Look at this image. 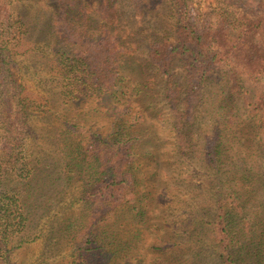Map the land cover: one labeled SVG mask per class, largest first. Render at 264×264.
Wrapping results in <instances>:
<instances>
[{
	"label": "trees",
	"instance_id": "trees-1",
	"mask_svg": "<svg viewBox=\"0 0 264 264\" xmlns=\"http://www.w3.org/2000/svg\"><path fill=\"white\" fill-rule=\"evenodd\" d=\"M55 1V14L63 29L55 33L51 48L60 66L56 84L61 87L62 101L66 96L69 100L80 93H89L99 97L110 95L116 98L119 105H124L119 119L114 121L112 131L105 136L93 135L89 144L92 163L95 164L94 169L88 170L83 177L82 189L77 198L82 202L79 214L63 216V232L70 234L73 244L71 253L78 257L86 255L87 259L92 257L85 264H142L145 254L140 250L150 248L155 254H152L154 258L149 264H206L208 257L204 251L203 237L209 233L212 236L210 257L214 264H264V192L261 190L258 193L259 190L254 186L243 190L234 185L241 178L246 182L256 178L259 188H264V171L257 172L245 157H238L230 172L222 169L227 156L222 133L225 117L224 120H217L222 122L220 126L204 135L201 145L210 177L216 181L210 201L200 209L204 216L195 210L188 212L183 219L178 220L183 225L182 229L170 227L168 219L162 218L156 237L143 243L144 240L140 238L141 228H144L142 224L149 223L150 219L147 218L145 205L138 197L130 200L129 194L137 193L135 150L142 139L148 136L140 135L139 131L144 124L149 123L146 113L153 111V108L146 111L139 104H143L145 98L150 96L149 88L143 79L129 77L123 72L132 70L129 65L131 56L122 58L120 50L106 36L105 30H100V34L95 37L91 36L92 9L87 3L94 0ZM95 1L100 6L101 21L108 24L113 23L121 3L131 9L134 17L141 15L148 3L147 0ZM170 2L178 12L174 24L175 36L171 38L168 33L160 37L153 36L145 47L143 66H156L169 74L175 61L180 60L187 71L188 90L184 94L187 104L196 100L204 78L216 72L220 64L226 63L229 58L248 67L258 66L263 59L264 53L260 47L252 40H247L248 33L257 31L263 25V20L247 21L237 34L232 35L227 23L220 17L213 26L204 24L201 27L197 22L198 14L193 13L187 0ZM8 35H12L14 42L25 38L28 35L27 23L22 18H14L6 2L0 0V249L10 235L18 236V241L12 246H19L39 236L26 235L29 228L27 203L29 196L34 195V181L38 174L32 173L28 155L24 152L23 129L14 122L19 118L25 128L27 108L35 105L37 110L41 104L19 93L22 84L15 80L9 65L10 55H6L11 42ZM228 76L230 84H233L231 91L235 93L237 70L231 69ZM128 82L131 92H128ZM168 85L164 95L171 112L177 117L172 124L177 144L181 150L194 147L195 142L189 133L192 123L180 119L182 110L176 106L175 99L181 86L174 80H170ZM249 104L253 110H259L264 101H251ZM189 105L185 108L186 112L191 110ZM216 108L217 115L225 116L224 105L217 104ZM14 116L17 117L12 118ZM149 124V128H153ZM69 127L70 130L74 129L71 124ZM148 131L151 132V129ZM77 147L81 149L80 144ZM83 150L86 153V149ZM65 154L70 156L69 151ZM56 161H60V158ZM70 162V159L66 162L63 158L66 173H73ZM122 165L126 166L124 170L117 172V168ZM239 171L242 174L236 178L235 174L239 175ZM42 179L43 182L52 180L51 177L46 180L44 176ZM5 180L13 183L8 184ZM226 182L229 184L224 186ZM175 186L182 189L180 185ZM174 216L178 217L172 214V218ZM89 219H93L91 226H88ZM125 221L127 224L132 223L130 228L125 227ZM95 224L99 225L98 230H92Z\"/></svg>",
	"mask_w": 264,
	"mask_h": 264
},
{
	"label": "rangeland",
	"instance_id": "rangeland-1",
	"mask_svg": "<svg viewBox=\"0 0 264 264\" xmlns=\"http://www.w3.org/2000/svg\"><path fill=\"white\" fill-rule=\"evenodd\" d=\"M1 1L6 2L14 18H22L27 23L28 35L25 38L14 42L12 35L7 36L11 42L6 55H10L9 65L15 80L22 84L20 95L33 99L41 106H37V110L35 105L27 108L25 128L19 118L14 122L23 129L24 152L28 155L32 173L38 174L34 181V195L29 196L27 203L29 228L26 235L39 236L19 246H12L18 241V236L10 235L0 249V264H85L92 257L87 259L86 255L78 257L71 253L73 244L70 234L63 232V216L79 214L82 202L77 198L82 189L83 177L88 170L94 169L95 164L92 163L89 144L93 135L105 136L112 131L114 121L119 119L124 105H119L116 98L110 95L99 97L89 93H80L78 97L69 100L66 96L62 101L61 87L56 84L57 69L60 66L51 48L55 33L63 29L55 14L57 1ZM147 1L146 9L137 17L121 3L112 24L101 21L100 6L95 0L87 3L92 9L91 36L95 37L100 34V30H105L106 36L120 50L121 57L131 56L129 65L132 70L126 69L123 72L129 77L143 79L150 92L145 100L139 99L145 101L139 104L146 111L153 108V111L146 113L147 121L153 128H149V123L140 128L139 134L148 136L142 139L135 150L137 193L129 194L130 200L138 197L145 205L147 218L150 219L141 228L140 238L144 244L156 237L162 218L168 219L170 227L182 229L183 225L178 220L183 219L188 212L195 210L204 216L200 209L210 201L216 189V181L210 177L201 145L204 135L222 124L217 120H224L225 117L223 122L226 123L222 133L227 156L222 169L230 172L238 157H245L257 172L264 171V105L259 110H253L249 104L251 101H264V57L255 67H248L229 58L226 63L220 64L216 72L204 78L199 85L196 100L189 105L184 97L188 90L187 71L180 60L175 61L169 74L156 66H143L147 43L153 36L160 37L165 33L174 37V24L178 16L170 0ZM187 3L193 13L198 14L197 22L201 27L204 24L213 26L220 17L227 23L232 35L237 34L238 29L247 21H264V0H187ZM248 37L247 40L256 43L264 53V23L257 31L248 33ZM231 69L237 70L235 93L231 91L233 84H230L228 78ZM170 80L177 81L181 86L175 97L176 106L182 110L183 116L180 119L192 123L189 133L195 142L193 149L189 147L181 150L177 144V135L172 131V124L177 117L171 112L164 95ZM126 84L128 92H131V85L129 82ZM217 104L225 106V116L217 115ZM188 105L191 107L190 112L185 111ZM70 124L74 129L70 130ZM79 144L81 149L77 147ZM67 151L70 156L65 154ZM58 158L60 161H56ZM63 158L66 162L71 160L73 173L65 172ZM125 167L119 166L117 172H122ZM237 173L239 175L235 174L236 178L242 174L241 171ZM43 176L46 180L49 177L52 180L43 182ZM176 184L182 189L177 188ZM228 184L226 182L224 186ZM234 185L243 190L254 186L259 190L258 193L261 190L264 192V188H259L256 178L247 182L241 178ZM172 214L178 217L172 218ZM92 221H89L88 226H91ZM126 222L125 227L130 228L132 223ZM138 225L141 226V223ZM98 227L95 224L92 230H98ZM211 237L209 233L203 237L204 251L208 257L206 264H214L211 258ZM136 247L140 248V245L136 244ZM140 252L145 254L142 264H149L154 258L152 254L155 253L150 248H142Z\"/></svg>",
	"mask_w": 264,
	"mask_h": 264
}]
</instances>
